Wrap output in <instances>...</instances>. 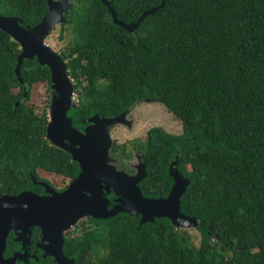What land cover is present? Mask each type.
<instances>
[{"label":"trees","instance_id":"1","mask_svg":"<svg viewBox=\"0 0 264 264\" xmlns=\"http://www.w3.org/2000/svg\"><path fill=\"white\" fill-rule=\"evenodd\" d=\"M162 1L110 0L127 24ZM47 10L48 0H0L1 15L30 26ZM65 18L59 39L70 38L60 54L78 100L69 114L82 129L83 118L118 116L144 99L165 105L182 134L154 126L144 143L115 148L127 158L141 153L147 177L140 186L152 198L168 196L169 166L178 157L179 171L191 179L182 211L203 222L196 246L168 218H89L69 234L65 254L75 264H264V0H165L132 33L100 0H75ZM20 53L0 32V197L44 194L32 177L58 187L47 177L55 175L63 187L79 171L46 138L50 101L42 111L31 103L37 86L50 92L51 72L25 60L21 84Z\"/></svg>","mask_w":264,"mask_h":264},{"label":"water","instance_id":"2","mask_svg":"<svg viewBox=\"0 0 264 264\" xmlns=\"http://www.w3.org/2000/svg\"><path fill=\"white\" fill-rule=\"evenodd\" d=\"M75 0H48V10L34 26L27 25L19 16L0 14V32L9 36L20 46L15 74L24 84L22 67L25 60H34L51 72L52 98L48 108L46 138L51 145L66 151L79 166V174L63 190H56L46 181L32 180L42 186L44 194L25 190L18 194L0 197V264H29L26 246L32 228L41 231L45 255L54 258L56 264H75L64 251L67 233L88 218L108 220L119 214L140 216L141 224L152 223L156 218H168L182 229L203 225L196 217L184 214L182 198L191 184L178 169V157L169 166L173 185L167 197L152 198L143 194L140 186L147 177L146 162H139L134 173L119 168L111 155L114 145L112 128L120 125L132 130L137 106L118 116L107 118L93 115L84 132L73 126L69 112L78 107L74 82L68 73L67 61L47 43L56 26L66 21V13ZM109 10L114 23L128 32H134L147 15L154 14L165 4L145 11L136 22L127 24L118 18L110 0H100ZM27 87L25 88V97ZM155 99L141 102L152 103ZM20 102L17 103L19 105ZM158 126V125H157ZM141 159L140 155L136 158ZM112 195V197H110ZM14 231L15 241L23 242L24 253H14L6 258L8 237Z\"/></svg>","mask_w":264,"mask_h":264},{"label":"rangeland","instance_id":"3","mask_svg":"<svg viewBox=\"0 0 264 264\" xmlns=\"http://www.w3.org/2000/svg\"><path fill=\"white\" fill-rule=\"evenodd\" d=\"M61 25H58L53 30L51 36L48 38L47 43L50 44L57 52L62 51L65 44L68 42L70 36L65 37L64 40L59 39ZM52 96L46 85H40L34 88L31 92V103H35L42 111L47 107L48 102ZM50 104V103H49ZM129 119L134 118V125L132 130H128L126 126H115L112 130L114 138V145L119 146L127 144L131 146L132 141L137 140L144 143L147 138V132L154 126H160L170 134L179 135L183 132L181 122L165 107V105L155 101L152 103L140 102L134 113L130 114ZM55 186H62L63 181L61 178L52 175L47 176ZM190 236L191 241L196 245H200L201 233L197 228L186 229Z\"/></svg>","mask_w":264,"mask_h":264},{"label":"flooded vegetation","instance_id":"4","mask_svg":"<svg viewBox=\"0 0 264 264\" xmlns=\"http://www.w3.org/2000/svg\"><path fill=\"white\" fill-rule=\"evenodd\" d=\"M52 98V96H51ZM50 103H51V99H50ZM50 105V104H49ZM70 113V112H69ZM70 117H72L73 120V126L76 127L77 129L80 130V132H84L86 127H88L91 123L89 122V119L91 117H88L87 119H81L79 122L83 124V128L81 129L79 124L77 125V120H74L73 116H71L69 114ZM115 117V116H114ZM112 118V117H111ZM119 126V125H117ZM115 127L112 128V130ZM51 144V143H50ZM117 146V144L113 145L112 150H111V155L112 157L117 160L115 161V164L119 166V168L125 169L126 171H128L129 173H134L136 171V167L139 164V162H145L143 156L141 155V153H138L136 150L132 151V154L130 155V157H126L125 154L122 152H120V149H116L115 147ZM66 152V151H65ZM136 155H140L141 159L136 158ZM79 174V171H78ZM76 178V177H75ZM75 178H73L72 180H74ZM70 180L69 182H67L66 187L70 184V182L72 181ZM52 185V184H51ZM64 185V186H65ZM54 187L56 190L60 191L63 190V188L65 189L66 187ZM110 197H112V195H110ZM89 219V218H88ZM86 219V220H88ZM86 220H82L78 223L81 224L82 222L86 221ZM77 225V226H78ZM76 226V227H77ZM75 227V228H76ZM74 229H72L71 231H69L67 233V238L69 236V234L71 235L74 232ZM16 233L14 231H11L9 237H8V241H7V249L5 252V257L8 258L12 255H14V253H19L22 252L24 253V246H23V242H16L15 238H16ZM29 243L27 244L26 248V253L28 255H36L37 256V260L35 257H30L29 261L31 262V260H35L37 262L40 261V259L46 260V259H52L54 261V258L51 256H46L45 255V249L44 246L47 245V241L43 240V236L41 234V231L38 228H32L31 234L29 235ZM10 254V255H7ZM31 264V263H29ZM56 264V263H55Z\"/></svg>","mask_w":264,"mask_h":264},{"label":"bare ground","instance_id":"5","mask_svg":"<svg viewBox=\"0 0 264 264\" xmlns=\"http://www.w3.org/2000/svg\"><path fill=\"white\" fill-rule=\"evenodd\" d=\"M75 84V83H74Z\"/></svg>","mask_w":264,"mask_h":264}]
</instances>
